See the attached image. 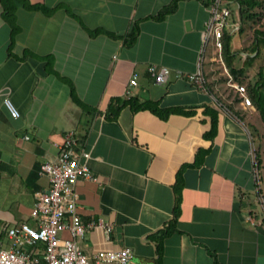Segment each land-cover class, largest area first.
<instances>
[{
    "label": "crops",
    "instance_id": "0c3cea01",
    "mask_svg": "<svg viewBox=\"0 0 264 264\" xmlns=\"http://www.w3.org/2000/svg\"><path fill=\"white\" fill-rule=\"evenodd\" d=\"M212 1L15 0L11 23L0 0L3 245L9 228L37 225L33 208L50 188L41 166L73 132L97 178L78 180V212L113 225L78 240L85 255L130 248L137 264H260L264 196L251 151L264 122L252 100L235 102L220 64H206L207 92L176 77L197 70ZM238 24L231 13L229 30ZM151 65L171 69L166 84ZM144 103L154 107L134 111Z\"/></svg>",
    "mask_w": 264,
    "mask_h": 264
},
{
    "label": "built area",
    "instance_id": "2783aa9c",
    "mask_svg": "<svg viewBox=\"0 0 264 264\" xmlns=\"http://www.w3.org/2000/svg\"><path fill=\"white\" fill-rule=\"evenodd\" d=\"M231 11L224 0H213L210 5V18L205 23L203 31V47L194 73H178L176 77L185 79L196 89L207 92L208 81L205 67L207 62L218 63L228 77V86L241 97V104L252 106L246 86L234 82L228 72L223 57V38L229 27ZM234 25V31L239 29ZM211 51V52H210ZM157 84H166L172 76L168 67L151 65L148 69ZM139 74L135 73L130 81L132 86L138 85ZM4 105L13 118L21 114L9 97L4 99ZM30 137H26L29 139ZM78 145L71 132L60 148L56 161L45 162L41 166V175L48 177L50 188L38 195L32 211L36 226L20 223L7 231L10 241L7 249L0 242V264H137L130 248L120 250H104L90 258L81 250L78 240L83 239L88 231L101 229L112 232L113 225L104 220L85 222L80 216L76 185L79 179L97 181L89 167L81 163V156L88 154L75 152ZM252 158L255 161V177L260 189V176L252 141ZM68 234V237L65 236Z\"/></svg>",
    "mask_w": 264,
    "mask_h": 264
},
{
    "label": "trees",
    "instance_id": "16d2710c",
    "mask_svg": "<svg viewBox=\"0 0 264 264\" xmlns=\"http://www.w3.org/2000/svg\"><path fill=\"white\" fill-rule=\"evenodd\" d=\"M4 8V17L7 21L13 23L15 16V0H2ZM238 4V14L235 18V13H232L234 20L240 22L239 29L237 33L242 36L245 33V26L248 24L256 23L264 17V12L259 13L256 10L259 8H264L263 0H236ZM176 9V3L167 7L160 14L165 16ZM252 27V25H250ZM253 40L251 45L243 50L247 54L246 59L243 64L238 65L239 58L242 52L233 50V33L227 28L224 33L223 38V57L226 67L229 69L231 75L233 76L234 82H238L241 85L247 83L248 96L254 102L259 111L260 118L264 122V66L260 67L257 72L250 76L251 71L255 70V64L257 60L264 53V29L253 28L252 29ZM236 103L241 102V98H235ZM134 111L146 108H153L154 104L144 103V104H133ZM167 118V117H164ZM260 164V163H259Z\"/></svg>",
    "mask_w": 264,
    "mask_h": 264
},
{
    "label": "rangeland",
    "instance_id": "374dc122",
    "mask_svg": "<svg viewBox=\"0 0 264 264\" xmlns=\"http://www.w3.org/2000/svg\"><path fill=\"white\" fill-rule=\"evenodd\" d=\"M229 1V0H228ZM224 2H226L227 3V0H224ZM263 2H264V0H263ZM227 6L231 9V10H233V11H231V13H234L235 12V14L236 15H234L235 16V18H237V13H238V4H237V2H236V0H230V2L227 4ZM257 12H261V13H263L264 12V8H259V9H257L256 10ZM235 22H238V23H240L238 20H236ZM240 25V24H239ZM250 25H252V27L250 26ZM262 28V29H264V17L261 19V20H258L256 23H250L249 25L247 24L246 26H245V33L242 35V36H239V34L238 33H235V32H233L232 31V33H233V41H234V45H235V43L237 42V41H239V43H238V45L240 46V49H239V52H244L245 53V51L243 50L244 48H247V47H249L250 45H251V42H252V40H253V34H252V29L253 28ZM234 47V46H233ZM246 57H247V55H245V54H241V57L239 58V61L241 60V62L242 61H244L245 59H246ZM238 61V62H239ZM262 66H264V53H263V55L257 60V62H256V64H255V67H254V69L255 70H253V71H251V75H253L255 72H257L258 71V69L260 68V67H262ZM227 70H228V72L230 73V71H229V69L227 68ZM224 73H225V71H224V69L222 70ZM226 74V73H225ZM231 74V73H230ZM250 75V76H251ZM254 76V75H253ZM227 77V76H226ZM233 77V76H232ZM227 79H228V77H227ZM244 86H247V83H245L244 84ZM253 144H254V153H255V155H256V162L258 163L257 165H259V167H258V170L260 171L259 172V176H260V181H261V189H262V194H263V196H264V176H263V172H261V170L263 169V167L264 166H262V164L261 163H264V129L262 130V134H261V136L260 135H258V134H256V132H254L253 131ZM260 150V154H261V157H263L261 160H262V162L260 161V164H259V162H258V158H257V155H258V151ZM1 242V241H0ZM2 243V242H1ZM9 246H7V244L5 245H3L2 244V248L3 249H7Z\"/></svg>",
    "mask_w": 264,
    "mask_h": 264
},
{
    "label": "water",
    "instance_id": "95a60500",
    "mask_svg": "<svg viewBox=\"0 0 264 264\" xmlns=\"http://www.w3.org/2000/svg\"><path fill=\"white\" fill-rule=\"evenodd\" d=\"M259 263H260V264H264V257H260V258H259Z\"/></svg>",
    "mask_w": 264,
    "mask_h": 264
}]
</instances>
